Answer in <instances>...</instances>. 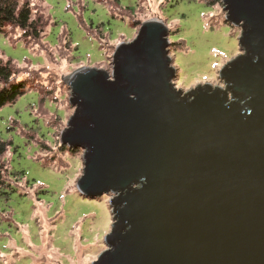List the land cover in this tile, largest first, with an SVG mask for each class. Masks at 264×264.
<instances>
[{"label": "water", "instance_id": "1", "mask_svg": "<svg viewBox=\"0 0 264 264\" xmlns=\"http://www.w3.org/2000/svg\"><path fill=\"white\" fill-rule=\"evenodd\" d=\"M240 28L223 87L177 90L168 28L143 22L111 74L66 80L60 144L80 149L77 191L113 195L107 250L91 264H264V0H222Z\"/></svg>", "mask_w": 264, "mask_h": 264}, {"label": "rangeland", "instance_id": "2", "mask_svg": "<svg viewBox=\"0 0 264 264\" xmlns=\"http://www.w3.org/2000/svg\"><path fill=\"white\" fill-rule=\"evenodd\" d=\"M40 19L38 40L0 31V62L10 61L25 91L0 109V264H91L107 247L113 195L82 196L80 149L60 144L74 107L66 80L82 68L111 74V58L143 22L168 28L174 87H223L219 71L239 55L240 28L222 0H19ZM1 88V86H0Z\"/></svg>", "mask_w": 264, "mask_h": 264}, {"label": "trees", "instance_id": "3", "mask_svg": "<svg viewBox=\"0 0 264 264\" xmlns=\"http://www.w3.org/2000/svg\"><path fill=\"white\" fill-rule=\"evenodd\" d=\"M40 19L31 18V7L27 2L19 6V0H0V31L4 27H13L22 34L19 40L31 39L38 40L42 33ZM11 62H0V109L5 105L13 103L22 96L25 91V85L28 83L25 79L17 77L11 69ZM7 145L0 143V158L6 152ZM2 183L0 182V185Z\"/></svg>", "mask_w": 264, "mask_h": 264}]
</instances>
